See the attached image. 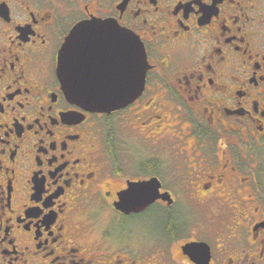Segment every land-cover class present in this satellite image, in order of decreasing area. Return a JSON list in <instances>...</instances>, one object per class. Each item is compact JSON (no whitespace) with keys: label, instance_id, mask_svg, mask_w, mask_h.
Returning a JSON list of instances; mask_svg holds the SVG:
<instances>
[{"label":"flooded vegetation","instance_id":"obj_1","mask_svg":"<svg viewBox=\"0 0 264 264\" xmlns=\"http://www.w3.org/2000/svg\"><path fill=\"white\" fill-rule=\"evenodd\" d=\"M92 19L147 62L110 112L57 76ZM0 264H264V0H0Z\"/></svg>","mask_w":264,"mask_h":264},{"label":"water","instance_id":"obj_2","mask_svg":"<svg viewBox=\"0 0 264 264\" xmlns=\"http://www.w3.org/2000/svg\"><path fill=\"white\" fill-rule=\"evenodd\" d=\"M146 70L139 39L107 20L77 23L58 52L57 76L65 96L90 111L110 112L132 102L144 86ZM138 189L144 192L147 187L137 183L128 191ZM140 200L144 205L151 201Z\"/></svg>","mask_w":264,"mask_h":264}]
</instances>
